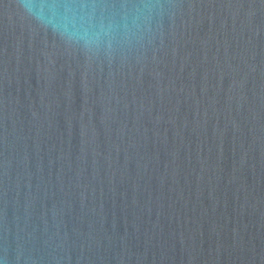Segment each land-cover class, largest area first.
<instances>
[{"label": "water", "instance_id": "95a60500", "mask_svg": "<svg viewBox=\"0 0 264 264\" xmlns=\"http://www.w3.org/2000/svg\"><path fill=\"white\" fill-rule=\"evenodd\" d=\"M0 264H264V0H0Z\"/></svg>", "mask_w": 264, "mask_h": 264}]
</instances>
